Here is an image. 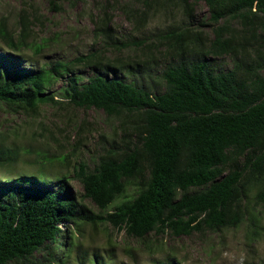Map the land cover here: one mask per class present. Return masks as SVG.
Wrapping results in <instances>:
<instances>
[{
	"label": "trees",
	"instance_id": "1",
	"mask_svg": "<svg viewBox=\"0 0 264 264\" xmlns=\"http://www.w3.org/2000/svg\"><path fill=\"white\" fill-rule=\"evenodd\" d=\"M131 1L143 10L125 9L141 23L166 0ZM173 1L187 19L191 5L204 2L212 38L207 46V37L189 25L169 28L164 41L170 58L158 82L104 76L136 69L99 51L23 68L20 52L40 54L45 43L32 38L25 11L17 32L0 18V103L35 116L43 105L94 108L117 118L122 132L121 142L113 140L91 157V166H73L100 212L73 197L66 173L58 175L55 190L46 186V165L54 158L45 154L38 172L10 178L15 183L6 186L0 182V264H69L72 235L58 225L82 218L106 221L142 241L165 230L182 236L238 227L248 218L256 230L249 200L264 204V0ZM95 23L97 36H110L105 12ZM209 55H228L231 68L218 71ZM83 67L93 70L87 79L76 73ZM17 151L0 148V166L12 167ZM171 259L157 264H173Z\"/></svg>",
	"mask_w": 264,
	"mask_h": 264
},
{
	"label": "rangeland",
	"instance_id": "2",
	"mask_svg": "<svg viewBox=\"0 0 264 264\" xmlns=\"http://www.w3.org/2000/svg\"><path fill=\"white\" fill-rule=\"evenodd\" d=\"M137 7L140 13L141 5L131 0H0V18L6 17L9 27L17 32L20 15L25 11L33 21L32 38L45 43L46 48L40 54L31 50L20 52L18 62L23 68L99 51L100 55L104 53L110 58L119 56L136 69L131 75L126 70H112L109 74L104 72V76L140 82L150 77L159 81L158 74L170 58L165 53L164 41L169 28L189 25L201 32L202 39L207 37V46L212 38L210 13L202 1L191 5L189 19L179 4L166 0L151 10L146 22L139 23L134 20L137 18L134 14L130 16L126 11L129 8L137 11ZM104 12L105 29L110 36L105 32L97 36L95 22ZM0 47H3L1 41ZM208 58L217 65L218 71L232 66L228 55H209ZM76 73L87 79L93 70L83 67ZM62 85L63 82H59L53 89L58 90ZM119 122L94 108L43 105L41 113L35 116L0 103V148L18 150L17 162L12 167L0 166V182L6 186L15 183L10 178L38 172L40 155L45 154L54 158L52 165H46L45 171L50 175L46 186L55 190L59 186L58 175L66 173L73 197L95 213L100 212L84 195L82 184L73 175V166L80 161L91 166V157L100 154L113 140L121 142ZM59 156L65 160L58 161ZM129 192L133 195L134 189L130 188ZM258 204L254 198L249 200L256 230L248 218L238 227L217 231L203 228L182 236L165 230L151 233L142 241L100 219L82 218L77 224L61 222L58 227L62 233L68 230L72 235L69 264H94L96 260L105 264H157L167 257L173 258L174 264H261L264 262V204ZM59 249L61 256L64 248ZM36 257L41 259V252H37Z\"/></svg>",
	"mask_w": 264,
	"mask_h": 264
},
{
	"label": "clouds",
	"instance_id": "3",
	"mask_svg": "<svg viewBox=\"0 0 264 264\" xmlns=\"http://www.w3.org/2000/svg\"><path fill=\"white\" fill-rule=\"evenodd\" d=\"M170 258H171V257H170ZM164 261H165V260H164ZM171 261H172V263L174 264V262H175V261H174V259H173V258L171 259Z\"/></svg>",
	"mask_w": 264,
	"mask_h": 264
}]
</instances>
